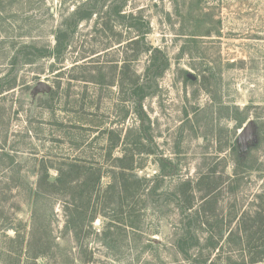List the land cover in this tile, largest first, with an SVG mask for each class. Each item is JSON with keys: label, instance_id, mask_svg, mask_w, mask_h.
<instances>
[{"label": "rangeland", "instance_id": "obj_1", "mask_svg": "<svg viewBox=\"0 0 264 264\" xmlns=\"http://www.w3.org/2000/svg\"><path fill=\"white\" fill-rule=\"evenodd\" d=\"M0 264H264V0H0Z\"/></svg>", "mask_w": 264, "mask_h": 264}, {"label": "trees", "instance_id": "obj_2", "mask_svg": "<svg viewBox=\"0 0 264 264\" xmlns=\"http://www.w3.org/2000/svg\"><path fill=\"white\" fill-rule=\"evenodd\" d=\"M67 47V43H62L61 41H58V45L56 46V49H55V52L58 54V55H61V53L65 50V48ZM12 82L10 83V85L9 86H12ZM237 147H238V145H237ZM236 148V147H235ZM77 168L76 167H74L73 166V168H72V170L73 171H75ZM64 176H66V173L65 172H61V174L59 175V177H58V181L57 182H61V181H63V179H64ZM214 188V187H213ZM213 188H211L209 191H211L212 192V190H213ZM184 190L185 191H188V190H190V187L189 186H187V187H184ZM206 198V197H205ZM208 198V197H207ZM189 206H191L190 205V203H188V205H186V207H189ZM213 207V206H212ZM206 208V207H205ZM206 209H208V208H206ZM205 209V210H206ZM72 220H73V218H72V215H69L68 216V222H67V227L69 226V224L70 223H72ZM182 241V242H181ZM179 247L181 248V250H183V245L186 243V241H185V238L184 237H182V238H180L179 239ZM217 241H215L214 243H212V246L215 248L216 246H217ZM259 259V258H258ZM262 260V259H261ZM256 260H254L253 259V261L252 262H255Z\"/></svg>", "mask_w": 264, "mask_h": 264}, {"label": "water", "instance_id": "obj_3", "mask_svg": "<svg viewBox=\"0 0 264 264\" xmlns=\"http://www.w3.org/2000/svg\"><path fill=\"white\" fill-rule=\"evenodd\" d=\"M42 90L49 92L51 90V86H49L47 83H45L43 81H40L34 87L33 92L36 93V92L42 91ZM251 131H252V126L250 124L245 126L244 129L242 130L239 138L242 140H247Z\"/></svg>", "mask_w": 264, "mask_h": 264}]
</instances>
